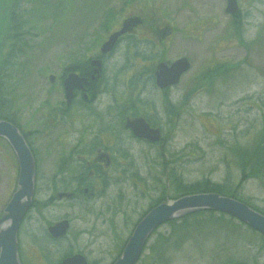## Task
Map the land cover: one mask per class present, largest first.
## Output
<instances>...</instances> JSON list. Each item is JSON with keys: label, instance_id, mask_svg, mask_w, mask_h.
Here are the masks:
<instances>
[{"label": "rangeland", "instance_id": "1", "mask_svg": "<svg viewBox=\"0 0 264 264\" xmlns=\"http://www.w3.org/2000/svg\"><path fill=\"white\" fill-rule=\"evenodd\" d=\"M226 5L227 0H32L25 5L32 47L9 84L24 132L43 129L46 104L63 99L60 86H51L49 75L59 74L75 56L98 53L124 18L140 15L145 23L135 31L142 39L139 46L128 47L125 40L106 61L113 88L109 96L120 104L137 94L154 102L168 141L152 147L124 141L141 179L132 180L129 171L105 197L92 202L50 199L45 190L48 178L39 177L34 198L38 204L29 209L19 230L24 264H58L67 252H84L96 264H111L161 191H166L167 200L178 198L175 178L186 183L228 180L239 198L264 212V166L261 160L245 165L241 155L242 148L254 142L264 147V0H239V12L245 14L241 39L232 31L233 15L226 12ZM109 7L119 11L118 17L110 31L98 36V15ZM165 29L170 33L163 37ZM136 50L146 56L154 51L156 60H145ZM180 57H187L192 67L170 90L167 103L152 82H143L147 74L143 78L140 74L154 61ZM139 106L152 113L145 103ZM56 136L32 141L41 174L47 167L42 161L48 147L53 142L54 148L59 147ZM18 171L13 149L0 137V217L17 187ZM45 203L53 206L44 209ZM204 211L159 226L137 264H264L263 234L230 215ZM64 218L71 221L67 240L50 243L47 226ZM37 243L46 249L48 262Z\"/></svg>", "mask_w": 264, "mask_h": 264}, {"label": "flooded vegetation", "instance_id": "2", "mask_svg": "<svg viewBox=\"0 0 264 264\" xmlns=\"http://www.w3.org/2000/svg\"><path fill=\"white\" fill-rule=\"evenodd\" d=\"M140 17L142 19L141 23L120 36L112 50L106 53L101 51V46L108 39L107 37L101 44L98 53L93 54L88 58L84 56L82 59H77L75 56L74 61H72L71 64L64 66L59 74H50L49 81L51 86L55 85V83L60 86L63 99L55 104H46V101L44 102L47 111L41 116L42 131L35 128L27 132L21 130L33 151L36 160V181L41 176L48 178L49 184L45 190L48 192L50 199L55 198L58 200L78 201L83 203L101 199L107 195L110 188L116 185L120 179L123 180L124 175L128 174L129 171L132 172L130 175L132 180L141 179L140 172L134 168L136 165V159L131 154L129 148L125 146L124 141L128 139L134 142L145 143L151 147L168 141L167 137H165L161 122L159 121V112L154 102H147L141 99L140 95L137 94V97H130L120 104L119 100L117 101V99H113L109 96L112 95L111 91L113 88L110 87L109 79L106 75V61L109 56H112L118 45L125 40L128 41V47L139 46L142 39L136 38L135 31L145 23L143 17ZM112 32H110V34ZM169 33L170 31L165 29L162 31L161 35L165 37L166 34ZM153 45H156V43L153 42ZM135 54L141 56L145 60H156V57L154 56L156 53H154V51L152 56H146V54L143 52L141 53L138 50L135 51ZM96 60L100 61V65L94 63ZM162 61L170 60L160 59L156 64L154 61L152 65L145 66L140 75L141 78H143V75L147 74L143 82H148L149 85L152 82L153 88L163 93V98L171 99L168 93L179 83L165 88L156 85L155 73L157 72L158 64ZM70 74L77 76L79 83L75 84L71 90L69 100L65 81ZM51 75L54 76L53 79L51 78ZM130 80V83L133 82L132 86H134L136 75H133ZM143 84L142 87L144 86L143 88H145V85ZM143 103L150 108L152 115H149L147 112H143L138 108L140 107L139 105H143ZM115 117H117L118 121V125L116 126L114 125ZM140 117L144 118L151 128H158L160 130L161 137L158 141L151 142L138 138L134 135L132 129L126 126L129 120H134ZM56 134H58L56 137H58L60 142L59 147L54 148V143L56 142H53L52 145L48 147L47 158L42 161L43 165L47 167L41 174V160L35 153L32 141L40 136L53 137ZM55 155L58 157H53ZM48 156L53 158H49ZM59 182L61 183V186H59ZM37 192L38 188L36 185L35 196L37 195ZM47 201L50 200L48 199ZM36 204L38 203H35L34 199L33 206L30 210H32ZM52 206L53 204L51 203H45L44 209ZM152 208H150V210ZM69 222L70 228L67 235L60 238H53L48 232V227L50 225L47 226L46 232L48 237L53 241L52 244H58L67 240L71 229V221L69 220ZM128 239L121 244L122 246L118 256L111 262V264L120 257ZM34 245H37L44 261L48 262V259L44 256L46 250L40 248V245L38 244ZM144 250L142 254L144 253ZM74 254H82L89 264H96V262H98L97 260L90 261L88 255L84 252H67L58 264H60L65 257ZM140 259L141 257L137 263Z\"/></svg>", "mask_w": 264, "mask_h": 264}, {"label": "water", "instance_id": "3", "mask_svg": "<svg viewBox=\"0 0 264 264\" xmlns=\"http://www.w3.org/2000/svg\"><path fill=\"white\" fill-rule=\"evenodd\" d=\"M240 11L239 0H227L226 12L236 14ZM140 16H131L123 20L120 29L112 32L102 44L101 51L112 50L120 36L141 23ZM94 63L100 65V61ZM191 63L187 57H180L172 62L162 61L155 73L156 85L161 88L178 84L181 77L190 70ZM53 79L54 76L51 75ZM78 81V82H77ZM83 81V80H80ZM79 80L70 74L65 81L67 96L70 100L71 90ZM138 138L151 142L160 139L158 128L153 129L142 117L129 120L126 124ZM0 137L4 138L18 161L17 187L6 204L0 217V264H23L19 251V230L31 208L36 188V160L21 129L11 121L0 119ZM217 211L230 215L240 222L264 235V214L244 201L222 195L217 192H199L186 194L175 199L165 200L151 210L137 223L131 233L120 257L113 264H136L142 255L152 233L162 224L181 218L197 211ZM70 228L68 219L61 220L48 227L53 238L67 235ZM60 264H89L82 254L65 257Z\"/></svg>", "mask_w": 264, "mask_h": 264}, {"label": "trees", "instance_id": "4", "mask_svg": "<svg viewBox=\"0 0 264 264\" xmlns=\"http://www.w3.org/2000/svg\"><path fill=\"white\" fill-rule=\"evenodd\" d=\"M30 1L32 0H0V118L11 121L19 128L20 124L18 123L14 112L15 101L13 96H11L12 90H10L9 84L11 83L13 77H15L14 71L17 70L22 56H25L27 50L32 47V45L30 44L31 39H29V35L32 34V26H30L31 21L28 16L29 13H27L26 8H24L25 5H27ZM118 12L115 8L109 7L99 13L97 18L99 19V29L97 30L98 36L100 31L108 32L114 27V23L118 17ZM244 17L245 14L240 12L232 16L231 21L233 29H231L235 37L237 36L238 38H240V34L242 35L243 33L242 20ZM33 35L35 36L34 33ZM165 100L167 103L169 102L167 99ZM253 144L254 145L252 147L242 148L241 155L244 159H246L245 165H255L261 160V165L264 166V147H262V143H260V147H258V144L256 142H254ZM174 183L176 185L177 192L179 193L177 197L186 194L209 191L217 192L239 199L241 201H245L236 195L228 180L223 183H214L209 180L186 183L181 180V178H175ZM163 189H165V187H163ZM165 193L166 191H161L160 197L154 204L151 205V208L169 198L167 197V195H165ZM245 202L256 210L264 213L261 209L253 206L249 202ZM208 212L215 213V211ZM197 213L200 212L190 214L196 215ZM184 217L186 216L178 218V220L183 219ZM173 221L174 220L169 222ZM49 241L50 243H53L50 238ZM37 244L40 245V248L46 250L41 243ZM44 256L47 258L46 253H44ZM161 256L162 255L158 254L159 258Z\"/></svg>", "mask_w": 264, "mask_h": 264}]
</instances>
